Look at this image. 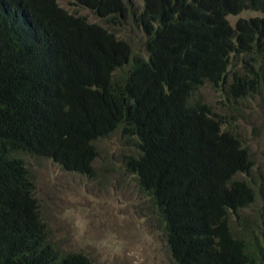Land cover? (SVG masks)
I'll use <instances>...</instances> for the list:
<instances>
[{"label": "trees", "instance_id": "obj_1", "mask_svg": "<svg viewBox=\"0 0 264 264\" xmlns=\"http://www.w3.org/2000/svg\"><path fill=\"white\" fill-rule=\"evenodd\" d=\"M69 4L0 0V264H91L48 238L24 156L90 176L115 133L172 264H264L263 191L231 113L264 101V0ZM244 10L261 16L232 25Z\"/></svg>", "mask_w": 264, "mask_h": 264}, {"label": "rangeland", "instance_id": "obj_2", "mask_svg": "<svg viewBox=\"0 0 264 264\" xmlns=\"http://www.w3.org/2000/svg\"><path fill=\"white\" fill-rule=\"evenodd\" d=\"M57 1L68 11L74 9L69 0ZM141 1L132 0L135 5ZM80 12L90 21L103 23L87 10ZM254 16L261 13L244 10L227 18L234 25L240 18ZM129 29H120L119 36L130 34L137 43L139 31ZM199 92L217 112L224 111L216 90L203 86ZM238 108L231 112L236 115L233 124L255 159L261 182L256 187L263 191L255 202L258 207L264 203V101L253 97ZM95 146L98 153L90 176L66 171L48 158L24 156L48 238L64 251L84 253L91 264H172L156 213L125 167L124 155L132 152V147L124 144L118 133L96 140Z\"/></svg>", "mask_w": 264, "mask_h": 264}]
</instances>
